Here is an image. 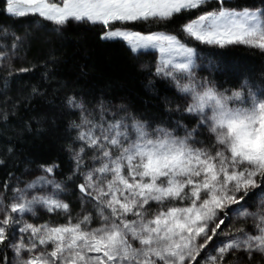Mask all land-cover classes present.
Masks as SVG:
<instances>
[{
  "label": "snow or ice",
  "instance_id": "6c2138e0",
  "mask_svg": "<svg viewBox=\"0 0 264 264\" xmlns=\"http://www.w3.org/2000/svg\"><path fill=\"white\" fill-rule=\"evenodd\" d=\"M193 10L200 13L195 18ZM4 11L34 19L22 34L0 26L3 94L16 74L31 71L15 62L25 58L33 30L99 27L102 40L127 41L134 54L159 50V62L142 67L174 85L184 101L175 110L193 123L169 126L104 97L66 96L74 117L67 129L70 175L58 180L59 165L41 164L33 179L9 173L0 184V264H244V257L252 264L257 254L264 260V72L253 79L239 63L225 62L224 52L198 53L175 32L151 31L182 18L178 31L187 41L264 52V0L245 7L229 0H5ZM198 58L226 77H243L239 90L199 76ZM42 94L33 86L32 96ZM8 118L0 109V121ZM69 183L81 205L75 216ZM37 208L66 222L34 223L28 217L39 219Z\"/></svg>",
  "mask_w": 264,
  "mask_h": 264
},
{
  "label": "trees",
  "instance_id": "16d2710c",
  "mask_svg": "<svg viewBox=\"0 0 264 264\" xmlns=\"http://www.w3.org/2000/svg\"><path fill=\"white\" fill-rule=\"evenodd\" d=\"M4 3L5 0H0V26H7L22 34L34 17L10 16L4 11ZM259 3L260 0H229L232 7L259 6ZM204 10H211V6H206ZM198 14L193 10L191 18ZM183 22L181 18L167 25H153L151 31L175 32L189 46L197 47L198 53L207 54L214 49L224 52L225 62L239 63L253 79L260 78L259 74L264 72V52L244 45L229 47L225 51L216 46H203L194 38L187 41L178 31ZM134 30L147 31L144 25H136ZM99 32V27L88 28L76 24L68 25L61 33L48 29L33 30L25 58L15 62L16 67H30L31 71L22 76L16 74L6 95L3 94L5 73L0 72V109L9 111L8 121H0V160L4 161L0 164V184L8 179L9 173L21 180L33 179L39 175L38 166L41 164L59 165L55 172L58 180H66L70 175L72 162L66 146L72 133L67 129L74 117L64 106L65 98L69 95L83 97L89 102L104 97L116 105L128 106L146 120L164 122L169 126H174L175 121L181 119L192 125L191 120L175 110L176 105L184 101L174 85L151 75L147 68L142 67L149 62L155 64L154 53L134 54L125 41L102 40ZM52 57H55V62ZM198 62L199 76L215 81L221 89L239 90L243 77H226L207 60L201 63V58H198ZM33 86L43 94L32 96ZM165 96L169 98V105L165 104ZM29 123L31 129L27 127ZM9 148L12 149L11 153L8 152ZM68 187L70 191L66 199L75 216L81 208L77 199L78 189L73 183H69ZM87 208L91 210L92 205H87ZM38 216L41 223L49 219L66 222L62 216L57 218L53 214L50 217L39 213ZM28 218L33 220L32 217ZM230 259L234 260L235 257ZM244 264H248L247 257H244ZM252 264H264V260L257 254Z\"/></svg>",
  "mask_w": 264,
  "mask_h": 264
},
{
  "label": "rangeland",
  "instance_id": "374dc122",
  "mask_svg": "<svg viewBox=\"0 0 264 264\" xmlns=\"http://www.w3.org/2000/svg\"><path fill=\"white\" fill-rule=\"evenodd\" d=\"M54 2H55V0H54ZM120 40H122V39H120ZM123 41H124V40H123ZM125 42H126V44L128 45V42H127V41H125ZM128 47L130 48V45H128ZM216 47H218V46H216ZM253 48H255V47H253ZM256 49H257V48H256ZM259 50H260V49H259ZM140 52H141V53H154L152 56H154V58H155V63L159 62V59H160V53H159V50H158V49H151V48H150V49H141ZM154 65H155V64H154ZM197 65L199 66L198 59H197ZM198 66H197V68L195 69L196 72H197V70H198ZM229 94H230V93H229ZM39 213L44 214V215H50V217L52 216V214H53V215H56V214H54V213H51V214H50V213H47L46 210L43 209V208H37V215H38ZM60 216L63 217V221L66 220V218H65V216H64L63 214H61V215H57V218L60 217ZM38 217H39V216H38ZM32 222H35V223H37V224H42L41 221H39V219H36V218H33ZM97 225H98V223H96V225L93 224L92 226H93V227H96Z\"/></svg>",
  "mask_w": 264,
  "mask_h": 264
}]
</instances>
